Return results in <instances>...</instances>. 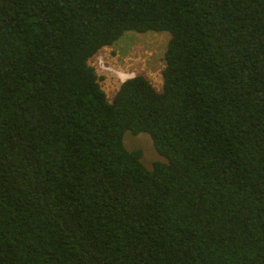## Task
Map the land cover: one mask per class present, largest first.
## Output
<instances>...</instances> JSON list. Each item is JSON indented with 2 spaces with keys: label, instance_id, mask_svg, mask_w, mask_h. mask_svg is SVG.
Listing matches in <instances>:
<instances>
[{
  "label": "trees",
  "instance_id": "1",
  "mask_svg": "<svg viewBox=\"0 0 264 264\" xmlns=\"http://www.w3.org/2000/svg\"><path fill=\"white\" fill-rule=\"evenodd\" d=\"M130 30L170 32L162 89L109 101ZM0 264H264V0H0Z\"/></svg>",
  "mask_w": 264,
  "mask_h": 264
},
{
  "label": "rangeland",
  "instance_id": "2",
  "mask_svg": "<svg viewBox=\"0 0 264 264\" xmlns=\"http://www.w3.org/2000/svg\"><path fill=\"white\" fill-rule=\"evenodd\" d=\"M170 36L169 31H126L113 45L103 47L94 56L90 63L95 67L109 101L113 100L122 81L137 74L146 76L156 89H162V70ZM124 142L130 150H142V160L147 167L157 160H164L147 133L126 131Z\"/></svg>",
  "mask_w": 264,
  "mask_h": 264
}]
</instances>
